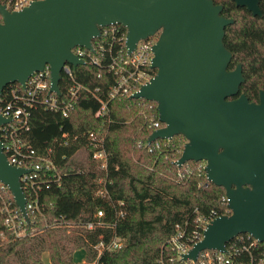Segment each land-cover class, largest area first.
I'll list each match as a JSON object with an SVG mask.
<instances>
[{
    "label": "water",
    "instance_id": "95a60500",
    "mask_svg": "<svg viewBox=\"0 0 264 264\" xmlns=\"http://www.w3.org/2000/svg\"><path fill=\"white\" fill-rule=\"evenodd\" d=\"M263 16L261 0H233ZM214 0H34L19 11L0 3V93L49 64L51 91L61 94L63 66L85 64L73 48L93 50L101 27L122 24L131 53L141 39L159 33L153 46L155 76L133 98L156 102L163 127L156 139L186 138L181 157L206 161L207 179L224 187L231 214L214 218L184 257L196 260L205 249L226 252L237 235L264 242V89L259 101L241 93L243 63L230 69L233 52L225 43L233 18ZM11 118L0 114V126ZM31 169L11 164L0 138V180L29 222L21 177Z\"/></svg>",
    "mask_w": 264,
    "mask_h": 264
},
{
    "label": "trees",
    "instance_id": "16d2710c",
    "mask_svg": "<svg viewBox=\"0 0 264 264\" xmlns=\"http://www.w3.org/2000/svg\"><path fill=\"white\" fill-rule=\"evenodd\" d=\"M214 1L223 3L222 14L234 19L226 27L225 36L234 54L229 68L243 63L246 81L240 92L250 100L258 99L260 89H264V0L260 1L263 16H254L232 0ZM119 27L127 32L124 26ZM73 72L80 83L98 88L97 95L108 101V113L96 114L101 103L87 91L68 116L43 105L32 109L30 129L23 137L39 155L55 160L62 184L41 192L44 216L32 218L29 226L40 230L33 235L16 238L7 228L0 207V264H44V253L52 264H161L162 253L167 257L173 253L168 240L177 224L190 221L193 225L195 209L207 215L220 207L226 191L209 181L205 171L200 172L199 162L190 161L189 172L185 164H176L184 149V136L162 139V145L153 151L139 144L155 131L153 119L159 117L156 102L129 96L108 98L115 76L103 65L87 62L74 67ZM60 85L65 93L69 85L65 74ZM11 87L8 85L4 93ZM101 127L107 130L106 148L110 153L109 198L97 194L107 176L93 157L94 148L87 138L90 130ZM63 132L69 134L67 144ZM8 195L13 197L10 191ZM99 208L105 210L103 221L108 226L89 230L87 225L96 220ZM102 236L106 241L118 236L124 246L99 256L94 244ZM80 248L87 252L83 263L74 261V252ZM241 257L247 264V256Z\"/></svg>",
    "mask_w": 264,
    "mask_h": 264
},
{
    "label": "built area",
    "instance_id": "2783aa9c",
    "mask_svg": "<svg viewBox=\"0 0 264 264\" xmlns=\"http://www.w3.org/2000/svg\"><path fill=\"white\" fill-rule=\"evenodd\" d=\"M33 1L7 0L5 4L10 11H19ZM120 25L122 24L101 27L100 35L93 39V50L82 46L73 48V52L79 58L84 59L85 63L103 65L115 76L114 83L108 89V98L110 99L119 96L132 97L142 85L149 82L156 74L152 67L153 46L158 40L159 33L139 40L136 48L129 53L126 44L127 32L121 31ZM73 69V65L68 62L63 66L62 76L65 74L69 81L65 93L61 89V80L59 82L61 94L51 91L52 69L49 64L43 70L33 73L28 78L25 86L20 83H12L9 84L12 86L10 90L0 93V114L11 118L10 122L0 126L3 151L11 164L31 169L29 173L21 177V183L27 197L26 207L30 217L29 222L25 219L13 194L12 198L8 195V191H10L8 186L0 180L1 211L4 214L7 228L13 232L16 238L29 234L33 235L40 231L38 228L29 225L32 218L44 216L45 203L42 201L41 192L50 188L53 184L61 185L63 178L55 160L50 155H39L36 149L23 137L25 131L30 129L32 109L43 105L51 111L61 112L62 115L68 116L82 93L87 91L91 92L101 103L96 114L104 116L108 113V101L97 95L98 88L93 90L77 81ZM152 126L156 130L163 127V123L158 117V119H153ZM106 137L107 130L103 127L90 130L87 133L88 141L94 148L93 157L99 161L100 168L105 171L107 176L106 180H102L103 186L97 190V194L109 198L107 182L111 183L108 178L110 153L106 148ZM62 139L67 144L69 134L63 132ZM161 140L156 139L153 142L140 141L139 144L146 146L149 151H153L162 145ZM189 162L185 163L187 172L190 168ZM197 162H199L198 169L200 172L205 171L206 161ZM220 205L207 215H201L198 213V209H195L197 216L193 225L190 221H187L185 225L177 224L175 232L168 240V246L173 253L168 257L162 253L159 262L161 264H245V260L241 256L246 255L247 264H264V247H261V243L264 242H260L249 233H242L234 237L227 244L226 252L205 249L199 253L196 260L184 257L203 238L204 230L214 218L231 214L229 198L226 194L221 198ZM120 214H124V212H120ZM104 216L105 210L99 208L96 213V220L88 223V229L93 230L97 226H108L103 221ZM123 246L124 241L118 236H113L109 241H106L105 237L102 236L100 241L94 244L99 256L105 251L121 249Z\"/></svg>",
    "mask_w": 264,
    "mask_h": 264
},
{
    "label": "rangeland",
    "instance_id": "374dc122",
    "mask_svg": "<svg viewBox=\"0 0 264 264\" xmlns=\"http://www.w3.org/2000/svg\"><path fill=\"white\" fill-rule=\"evenodd\" d=\"M86 256H87V252L84 248L77 249L74 252V261L78 263H83L86 260ZM43 261L44 264H52L47 253L43 254Z\"/></svg>",
    "mask_w": 264,
    "mask_h": 264
},
{
    "label": "flooded vegetation",
    "instance_id": "af4514ba",
    "mask_svg": "<svg viewBox=\"0 0 264 264\" xmlns=\"http://www.w3.org/2000/svg\"><path fill=\"white\" fill-rule=\"evenodd\" d=\"M233 1V0H232ZM216 3V2H215ZM218 4H223V3H218ZM224 5V4H223ZM234 69V68H232ZM263 89V88H262ZM261 90V89H260ZM259 96H260V91H259ZM259 96H258V99H255V100H251V101H259Z\"/></svg>",
    "mask_w": 264,
    "mask_h": 264
},
{
    "label": "crops",
    "instance_id": "0c3cea01",
    "mask_svg": "<svg viewBox=\"0 0 264 264\" xmlns=\"http://www.w3.org/2000/svg\"><path fill=\"white\" fill-rule=\"evenodd\" d=\"M48 254V253H47Z\"/></svg>",
    "mask_w": 264,
    "mask_h": 264
}]
</instances>
